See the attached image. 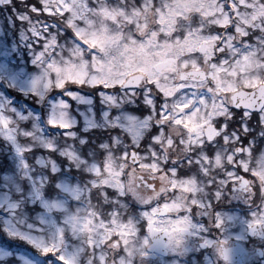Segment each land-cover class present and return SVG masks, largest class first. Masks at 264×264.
<instances>
[{"label": "snow or ice", "instance_id": "snow-or-ice-1", "mask_svg": "<svg viewBox=\"0 0 264 264\" xmlns=\"http://www.w3.org/2000/svg\"><path fill=\"white\" fill-rule=\"evenodd\" d=\"M0 15V264H264V0Z\"/></svg>", "mask_w": 264, "mask_h": 264}, {"label": "rangeland", "instance_id": "rangeland-1", "mask_svg": "<svg viewBox=\"0 0 264 264\" xmlns=\"http://www.w3.org/2000/svg\"><path fill=\"white\" fill-rule=\"evenodd\" d=\"M3 21V15H0V22Z\"/></svg>", "mask_w": 264, "mask_h": 264}]
</instances>
